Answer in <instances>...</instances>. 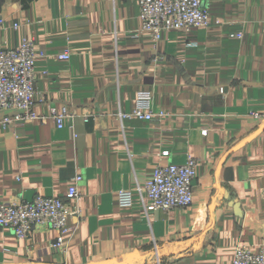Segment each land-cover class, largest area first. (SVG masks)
I'll return each mask as SVG.
<instances>
[{
	"label": "crops",
	"instance_id": "obj_1",
	"mask_svg": "<svg viewBox=\"0 0 264 264\" xmlns=\"http://www.w3.org/2000/svg\"><path fill=\"white\" fill-rule=\"evenodd\" d=\"M205 5L208 26L153 42L137 0H0V42L35 43L33 109L44 116L2 125L13 112H0V204L65 199L82 176L81 215L62 234L0 227V264H232L239 241L264 249V0ZM138 100L151 102V119L118 116ZM62 107L78 115L57 128L51 113ZM188 156L191 204L146 213L142 178Z\"/></svg>",
	"mask_w": 264,
	"mask_h": 264
},
{
	"label": "built area",
	"instance_id": "obj_2",
	"mask_svg": "<svg viewBox=\"0 0 264 264\" xmlns=\"http://www.w3.org/2000/svg\"><path fill=\"white\" fill-rule=\"evenodd\" d=\"M140 32L149 36L153 42L158 41L161 31L183 29L189 31L193 27H205L210 24L209 12L205 0H137ZM3 23L0 18V27ZM218 23V21H216ZM18 23H13L17 28ZM241 37V34H236ZM34 41L23 37L18 45L5 47L0 42V112L10 111L12 115L4 116L1 124L15 121L29 122L34 119L43 120L37 115L33 106L37 95L34 61L36 58ZM60 59H67L69 52L57 54ZM224 93V87L219 88ZM163 113H159V116ZM75 110L62 107L59 112L53 111L51 116L57 128L63 127L65 118L76 117ZM92 114L83 109L80 117L86 122ZM120 118L133 116L149 120L154 116L149 100H138L131 113H119ZM205 133V130L202 131ZM75 136V135H74ZM197 160L188 156L183 163L157 164L153 170L142 178L137 191L141 197L146 213L157 210L169 211L176 207H188L192 202L191 185L195 178ZM264 176V155L262 157ZM73 184L68 187L65 199L58 196L36 195L31 199H13L0 204V227L12 229L18 238L28 237L36 227H50L57 234L66 231L68 217L81 215L79 188L82 176L72 177ZM119 205L129 207L132 204V192L121 189L117 193ZM62 240L57 237L51 247L61 249ZM232 264H264V249H252L248 245L237 242L234 245Z\"/></svg>",
	"mask_w": 264,
	"mask_h": 264
},
{
	"label": "water",
	"instance_id": "obj_3",
	"mask_svg": "<svg viewBox=\"0 0 264 264\" xmlns=\"http://www.w3.org/2000/svg\"><path fill=\"white\" fill-rule=\"evenodd\" d=\"M234 209L235 211H237V213L240 215L241 214V211L239 210V205L235 204L234 205Z\"/></svg>",
	"mask_w": 264,
	"mask_h": 264
}]
</instances>
